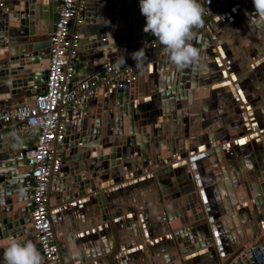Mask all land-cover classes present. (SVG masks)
<instances>
[{"label": "crops", "instance_id": "obj_1", "mask_svg": "<svg viewBox=\"0 0 264 264\" xmlns=\"http://www.w3.org/2000/svg\"><path fill=\"white\" fill-rule=\"evenodd\" d=\"M254 19L256 17L253 5L247 9L228 6L207 19L204 28L196 34V38L200 36V42L195 47L201 50L202 55L198 65L189 66V84H183L182 90L174 89L173 94L166 95V90L161 91L166 89L165 77L174 81L177 71L168 56L158 60L163 48L144 59L145 65L143 63V70L136 80L137 95L143 91L137 99L141 104V112L136 113L138 120L136 122H141L140 115L146 116V120L156 126L165 145L167 132L173 133L174 142L178 138L185 141V148L184 150L179 148L178 145H182L181 141L173 145L172 136L168 138L167 141L171 142L168 141L167 144L170 143L172 149L182 153L163 164L161 161L157 162L158 159L155 160L157 156L152 157L153 154L162 153L160 151L163 147L162 142H157V148H152L150 140L147 141L146 146L150 147L151 152L150 163L152 162L150 173L145 172L141 166L136 169L139 162L134 165L131 161L133 175L136 171H140L141 174L128 178L125 177L126 171L122 169L120 173L122 180L118 183L121 187L110 194L111 207L105 202L107 211L104 209L101 211L98 202L95 201L87 205L88 207L72 210L69 215L62 218L68 234H84L74 243L80 244L78 250L86 255L87 263L89 261V264H177L176 259H185L189 264H202L204 260L211 261L212 257H208L205 251L213 248V258L222 252L219 264H223L225 259L234 255L233 247L236 245L238 249L251 236V228L246 227L251 225L257 230V220H260V216L264 217V201L261 206L263 211L260 213L254 205L256 191L264 200V26L257 27ZM194 65L200 70L197 83V77H193L196 75L193 73ZM163 67L166 71H163ZM201 79L203 83H200ZM179 82L178 80V84ZM110 93L114 94L115 90ZM25 99L22 95L16 96L12 102ZM113 102L112 99L108 101L109 104ZM95 103L96 100L79 104L83 109V118L79 119L82 120V129L87 130L93 125ZM86 110L88 113L92 110L91 117L84 115L87 113ZM105 113L107 111H104L103 115ZM175 114L183 116V120L179 122L173 120ZM126 118L123 120V126L127 130ZM102 122L103 120L100 122L101 126ZM107 122L108 118L104 123ZM73 124L75 128L78 126L77 118H74ZM106 126L102 128V132L106 131ZM144 126L149 127L148 123ZM15 127V124L0 127V138L7 141L8 149L20 148V140L17 145L8 140L15 134L13 132ZM212 134L215 138L214 143H221L214 147L217 148V152L214 156H206V152L197 164H194L193 169L189 154L202 148L204 142L208 147L214 146L210 137ZM113 137H109L108 140ZM240 138L245 140L243 145L237 143ZM144 151L148 153L145 149ZM166 168L167 170H164ZM108 180L110 179H106ZM189 182L192 184L189 187L195 190V193L203 192L201 195L204 194L205 201L213 203L208 213H214L216 217L211 224L216 233L218 232L217 239L220 244L218 246L212 243L210 246L194 249L200 240L207 239L208 230L210 233L211 224L208 222L207 213L203 219L184 224L180 221H185L177 215L175 220L178 219V223L173 227L165 225L161 218L159 212H167L165 207L171 214H175V210L179 212L183 206L182 199L186 197L183 189ZM169 198L172 200L170 203ZM5 199L6 197L0 198L1 202ZM176 201L181 206L174 208L173 203ZM105 213L109 214V220H102ZM68 216L71 219L70 226L66 223ZM174 232L180 239L179 245L176 243ZM263 234V231L259 232V236L254 240L258 245L264 242ZM63 242L64 249L68 250L66 241ZM249 244L251 242H248L247 246ZM191 247L194 250L189 251ZM180 250L186 252L180 254ZM173 256L176 258L175 261L170 260Z\"/></svg>", "mask_w": 264, "mask_h": 264}, {"label": "water", "instance_id": "obj_2", "mask_svg": "<svg viewBox=\"0 0 264 264\" xmlns=\"http://www.w3.org/2000/svg\"><path fill=\"white\" fill-rule=\"evenodd\" d=\"M60 1L7 0L6 10L3 11L0 7V111L6 104L12 102L16 96L22 95L27 99H31L44 90L50 58L49 37L55 28L57 8ZM199 2L200 0H198ZM84 14L83 24L78 29L80 49L74 58L73 81L84 80L88 75L98 70L103 63L111 62L116 57L124 56L142 42L154 38L151 33L143 31L146 20L140 12L139 0H87ZM199 42L200 36L197 38L195 36L190 41L194 47ZM164 57H167V54L163 49L158 56V60L160 61ZM189 68V66L185 67L181 72L180 90H182L183 84L188 83ZM83 69H85L84 72ZM136 84V82H133L116 90L115 95L99 89L96 94L82 99L79 104L91 103L96 100L93 107L95 113L94 123L88 130L82 129V120L79 119L83 118V109L79 104L73 106L67 112V119L64 125L66 139L61 147L64 166L52 178L49 203L56 240L59 246H62L61 256L64 264H86L87 257L72 246L78 243L71 242V237L79 240L84 234H78V236L68 234L69 231L65 230L62 218L69 215L72 210L78 207L81 209L88 207L87 205L93 204L95 201L98 202L101 211L103 209L107 211L105 205L108 203L109 207H111L109 204L110 194L121 187L118 183L122 180L120 178L122 169L126 171L125 177L128 178L141 174L140 171H136L133 175L130 168L131 161L134 165L137 161H140L141 164H138L136 169H139L140 166L142 168L143 164L145 170L142 169L145 172H151L146 165L151 161L150 147L147 146L145 150L148 153H146L143 151L144 146L141 142L142 136L146 135L144 132L147 126L144 125L148 123L151 136L152 130L156 126L146 120V116L142 115L139 116L141 124L136 122L138 121L136 113L141 112V104L139 102L133 103V100L138 97ZM111 99L114 102L111 106H108V101ZM104 111H107L108 122L101 126L100 122ZM86 112L84 113L86 117L92 115L91 110V113H88L87 110ZM126 115L128 117V128L124 133L122 121ZM175 115L173 120L179 122L181 116ZM74 118L78 120L76 128L73 124ZM255 118L258 119L256 116ZM168 119L170 118L168 117ZM203 119L205 118L203 117ZM253 119L251 116V120ZM106 125V131L104 132L103 130L102 132V128ZM37 133L38 130H31L27 135L14 134L8 139L13 142V145H17L20 140V148L17 150H14V147L8 149L7 143L0 139V194L1 196L7 195L6 197L9 198L5 199L6 205L0 209V264H2L1 262L4 264L3 250L8 240L12 237L23 241L34 240L35 242H33L39 250L37 234L33 231L29 220V213L33 209L31 169L23 157L27 151L33 149ZM101 135L107 138L104 139ZM113 136V139L117 140L112 143L113 139L108 140V138ZM239 141L244 142L238 143ZM238 142L239 145H243L245 140L240 138ZM150 146L157 148L154 140H151ZM76 147L79 148L77 149ZM97 147L101 149L96 150ZM81 148L83 150L92 148L93 150L90 154L88 152L82 154L80 152ZM90 155L91 157L95 156V160L91 163L86 160ZM152 157H155V155ZM198 159H200L199 156L189 159L193 169H195L193 160H196L197 163ZM68 163H71L69 171L74 176L71 179L66 178V180H63L62 173L68 169ZM92 171L96 173H91ZM100 178L102 181H100ZM106 179L110 180L106 181ZM190 184V182L187 183V187L183 189L187 195L184 199V208L185 210H191V216L184 220L185 223L203 219L204 214L207 213L208 222L211 224L216 218L214 213H208L209 209H212L213 203L205 201L204 194L201 195L203 192L195 193V190L189 188ZM86 189L90 190V194L85 192ZM191 190L193 191L191 192ZM189 192L191 194L188 196ZM257 193L259 192L256 191L254 205L257 207V211L259 210L258 213H260L262 212L261 206L264 200ZM184 208L181 211L183 213H185ZM165 209L167 212H163L165 215L164 223L173 227L175 223H178L175 218L180 212L175 215L171 214L168 208L165 207ZM109 217V214L105 213L102 220H109ZM259 219L257 220V230L251 225L245 226L246 228H251V236L248 237L247 243L254 242L255 238L259 236V232H264V217L260 216ZM180 223L184 224L181 221ZM212 225L209 227L210 233L208 230L207 239L200 241L199 245H196L194 249L210 246L212 243H216L218 246V234ZM64 233L68 234L66 237L67 243L71 245L68 251L63 246L62 236ZM29 235H32V237L27 238ZM174 236L177 245H179L180 239L177 233L174 232ZM246 242H243L244 244L238 249L235 245L233 247L235 249L234 255L225 259L223 264H264V242L262 241L257 246L256 251L246 250L240 255L238 250L247 246ZM194 249L191 247L189 251ZM212 249L205 251L208 253L206 254L208 257H212L211 261L207 259L202 264L220 263L219 258L222 252H219V257L214 256L213 258ZM66 251L71 256L72 260L70 263L67 260ZM179 252L183 254L186 251L180 250ZM177 264L189 263L187 260L182 259L178 260Z\"/></svg>", "mask_w": 264, "mask_h": 264}, {"label": "built area", "instance_id": "obj_3", "mask_svg": "<svg viewBox=\"0 0 264 264\" xmlns=\"http://www.w3.org/2000/svg\"><path fill=\"white\" fill-rule=\"evenodd\" d=\"M6 1L0 0L3 11L6 10ZM86 3L87 0L60 1L55 28L49 37L50 58L44 90L31 99L12 102L0 111V127L15 124L13 132L20 135L38 130L33 149L23 157L31 169L33 209L29 213V220L37 233L44 264H64L49 203L52 178L61 171L63 165L61 147L66 139L64 125L67 112L82 99L96 94L99 89L110 93L136 82L138 74L143 70L144 59L163 48L154 37L142 42L126 55L103 63L84 80L73 81L74 58L80 49L78 29L84 21ZM199 4L204 9L203 24L228 6L247 9L253 5L252 0H200ZM200 28L193 29V38ZM257 243L251 242L241 248L239 254L246 250L256 251Z\"/></svg>", "mask_w": 264, "mask_h": 264}, {"label": "clouds", "instance_id": "obj_4", "mask_svg": "<svg viewBox=\"0 0 264 264\" xmlns=\"http://www.w3.org/2000/svg\"><path fill=\"white\" fill-rule=\"evenodd\" d=\"M254 23L264 26V0H252ZM145 17L143 31L151 33L163 46L169 61L182 70L200 60L199 50L192 46L193 29L203 24V7L198 0H139ZM4 264H44V259L31 241L12 237L3 250Z\"/></svg>", "mask_w": 264, "mask_h": 264}, {"label": "bare ground", "instance_id": "obj_5", "mask_svg": "<svg viewBox=\"0 0 264 264\" xmlns=\"http://www.w3.org/2000/svg\"><path fill=\"white\" fill-rule=\"evenodd\" d=\"M257 27H258V25H256ZM235 40V39H234ZM248 41H246V43H247ZM248 44V43H247ZM250 44V43H249ZM208 46V45H207ZM250 46V45H249ZM199 50V52L201 51L200 49H198ZM246 50H247V47H246ZM247 52V51H246ZM250 52V51H249ZM249 52H247V53H249ZM201 53V52H200ZM202 53H205V52H202ZM255 53V52H254ZM202 55L200 54V57H201ZM245 56V55H244ZM250 56V55H249ZM225 58V57H224ZM162 64V63H161ZM164 64H166L165 62H164ZM229 64V63H228ZM198 65V64H197ZM204 65V64H203ZM165 66V65H164ZM198 68V66H196V65H194V71H193V73L195 72L196 73V76L195 77H197V80H196V83L198 82V77H199V72H200V70H198L197 69ZM190 69V68H189ZM202 71V70H201ZM179 72L181 73V70H179V71H176V73H175V77L176 78H174V81H171V79L170 78H166L165 77V82H167L166 84V89L164 88V90L162 89H160L161 91H165L166 92V95H170L171 93L173 94V90L174 89H176V90H180V83L178 84V80L180 81V77H181V74H179ZM152 73V72H151ZM168 74V73H167ZM171 75V74H170ZM193 75V74H192ZM173 76V75H172ZM171 77V76H170ZM168 79H170V80H168ZM193 79V78H192ZM203 79H201L200 80V83L202 82L203 83V81H202ZM152 81V80H151ZM210 81V80H209ZM164 82V83H165ZM192 83H193V81H192ZM205 83V82H204ZM163 84V83H162ZM189 84V83H188ZM206 84V83H205ZM157 85H161V84H157ZM165 85V84H164ZM177 85H179V86H177ZM150 86H152V85H150ZM192 86L194 87L195 85H193L192 84ZM192 86H191V88H192ZM159 88V87H158ZM141 89V88H140ZM143 92V91H142ZM142 92H139L138 93V95L137 96H140L141 94H142ZM241 95H242V93H240ZM185 95H186V93H185ZM144 97L146 96V95H143ZM189 96H191V92H189ZM198 96V95H197ZM142 97V96H141ZM175 97V96H174ZM173 97V98H174ZM177 97V96H176ZM143 98V97H142ZM184 98V97H183ZM137 99H138V97H137ZM137 99H134L133 101V103H136L137 102ZM140 99V98H139ZM189 102H190V100H189ZM110 105H112V104H109V106ZM88 108V107H87ZM91 108V107H90ZM95 108H96V106H95ZM92 109V108H91ZM92 111V110H91ZM182 115H183V112H182ZM184 115H186V114H184ZM180 116V115H179ZM89 117H91V116H89ZM127 117V116H126ZM91 119V118H90ZM107 119V113H105L104 115H103V124H105L104 123V121ZM126 120H127V123H128V117L126 118ZM180 120H183V116H181V118H180ZM84 122V121H83ZM86 122H87V120H86ZM89 123V122H88ZM87 124V123H86ZM125 124V123H124ZM83 125V124H82ZM88 125V124H87ZM107 127V126H106ZM90 128V127H89ZM86 129V128H85ZM122 129H123V131H124V133L126 132V128H124V126H123V121H122ZM144 133H146V135H144V136H142V145L144 146V149H146L147 148V146H146V142L147 141H149L150 140V138H152L151 140H154V143L157 145V142H162V144H163V147L161 148L162 150H160V151H162V153H160V155H156V154H153V156L155 155V157L157 156V162H159V161H161L163 164H165L166 162H168V161H171L172 160V158L174 157H179V155H177L176 154V151H174L173 149H172V147H171V145L170 144H167L166 143V145H165V141H163L162 140V136H160V134H159V132H157V130H156V128H154L153 130H152V136H151V130H150V127H148V128H146V131L144 132ZM258 133V132H257ZM104 139H106L107 137H105V136H103V135H101ZM213 136H214V134H212V135H210V137H211V139H212V143H214L215 141H214V139L215 138H213ZM145 137H146V139H145ZM114 138V137H113ZM109 139V138H108ZM116 140L117 139H113L112 140V143L113 142H116ZM151 140H150V142L149 143H151ZM181 141V140H180ZM7 142V141H6ZM5 142V143H6ZM9 142H10V140H9ZM182 142V145H178L179 146V148L181 149H183L184 150V148H185V141H181ZM13 143V142H12ZM8 144V143H7ZM153 144V143H152ZM221 143L220 142H218V143H214V146H209L208 147V145H206L205 144V142L204 143H202V148H200L201 150H199V151H196V152H192V154H189V157H190V159H191V157H192V159H194V158H196L197 156H199L200 158L206 153V156H214L215 155V153L217 152V148H214V147H218L219 145H220ZM160 147V146H159ZM76 148H78V147H76ZM163 148H164V150H163ZM212 148H214V149H212ZM91 149V150H90ZM90 149H88V150H83V148H81V153L82 154H86L87 152L90 154V152L93 150L92 148H90ZM98 149H101L100 147H97V149L96 150H98ZM144 149H143V151H144ZM182 152H180V154H181ZM95 157V156H94ZM94 157H91V155H90V157L89 158H86V160H90V163L91 162H93L94 160H95V158ZM141 159V158H140ZM92 160V161H91ZM198 160H200V159H198ZM139 162V165H140V161H138ZM193 162H194V164L196 163V160H193ZM150 163V162H149ZM69 164V163H68ZM151 164H152V162L150 163V165L147 163L146 165H147V168H150V170H152V168H151ZM197 164V163H196ZM95 165H97V163H95ZM71 166V163L69 164V166H68V169L66 170V172H63L62 173V179L63 180H66V178H70L71 179V177L72 176H74V175H72L73 173L72 172H70L69 171V167ZM143 164H142V168H143ZM13 168H15V167H13ZM17 168V167H16ZM144 169V168H143ZM136 170V169H135ZM145 170V169H144ZM164 170H167V168L166 169H164ZM91 173H96V172H94V171H92ZM61 176V175H60ZM148 178H149V175L147 176ZM95 179H97V178H95ZM95 179H94V181H95ZM100 181H102V179L100 178ZM103 183V182H102ZM236 184H237V182H236ZM191 187V186H190ZM189 187V188H190ZM193 190H191V192H192ZM86 193H89L90 194V190L89 189H86V191H85ZM191 192H189V194H188V196L191 194ZM241 193V192H240ZM252 194V193H251ZM7 195H2L1 196V194H0V198L1 197H3V198H5ZM167 197V196H166ZM186 197H187V195H186ZM185 197V198H186ZM11 198V197H10ZM185 198H183L182 199V204H183V206L180 208V210H179V212H180V214L178 213L177 214V211L175 210V209H172L173 211L175 210V215L177 214L179 217H181L183 220H185V219H187L188 217H189V213H190V210H185V208H184V199ZM6 199H8L7 197H6ZM2 200H0V209L3 207V206H5L6 205V203H5V200H3L4 202H1ZM27 201V200H26ZM168 201H169V203H170V201H172L171 200V198H169L168 199ZM174 202V201H173ZM173 205H174V208L175 207H180L181 206V204L180 203H178L177 201L175 202V203H173ZM172 208H173V206H172ZM182 208H184V210H185V213H183V212H181L182 211ZM263 208V207H262ZM172 210H171V212H172ZM262 210V209H261ZM263 211V210H262ZM161 212L162 211H160L159 213H160V215H162V220H164V218H165V215L163 214V212H162V214H161ZM160 215H159V217H160ZM177 215H176V217H177ZM70 216H68V220H67V224L70 226L71 224H70V222H71V219L69 218ZM184 217V218H183ZM178 220V219H177ZM176 222V221H175ZM244 222V221H243ZM185 223V222H184ZM239 223V222H238ZM161 224H162V222H161ZM79 225H80V223H79ZM158 225V224H157ZM249 226V225H248ZM215 229V228H214ZM81 230V229H80ZM34 231V230H33ZM35 233H36V231H34ZM80 232V231H79ZM218 233V232H217ZM37 234V233H36ZM73 235V234H72ZM32 237V235H29V236H27V238L28 237ZM73 236H78L77 234H74ZM66 237H67V235H65V233L63 234V236H62V238L66 241V244H67V239H66ZM26 238V237H25ZM37 238V237H36ZM195 238V237H194ZM77 239V238H76ZM63 240V241H64ZM78 240V239H77ZM77 240H75V238L74 237H71V242L73 241H77ZM34 241V240H33ZM32 240H31V242H33ZM201 241V240H200ZM35 242V241H34ZM33 242V243H34ZM37 244H38V240H37ZM69 245V244H68ZM39 246V245H38ZM71 246V245H70ZM74 248H75V244L74 245H72ZM170 249V248H169ZM67 257V260L69 261V263H70V259H71V257L70 258H68V256H66ZM169 257V256H168ZM167 259V258H166ZM169 259V258H168ZM175 257L173 256L172 257V259H170L171 261H175ZM195 259H196V257H195ZM198 259V258H197ZM72 260V259H71ZM176 263L178 262V260L176 259V261H175ZM198 262V261H197ZM2 264H3V262H1ZM196 263V262H195ZM86 264H89V261H88V263H86Z\"/></svg>", "mask_w": 264, "mask_h": 264}, {"label": "rangeland", "instance_id": "obj_6", "mask_svg": "<svg viewBox=\"0 0 264 264\" xmlns=\"http://www.w3.org/2000/svg\"><path fill=\"white\" fill-rule=\"evenodd\" d=\"M205 23H206V22H205ZM205 23H204V24H205ZM204 24L201 26V28L199 29V31L202 30V29L204 28V27H203ZM163 66H164V64H163ZM162 69H163V71H166V69H165L164 67H163ZM108 106H109V105H108ZM208 123H210V122H208ZM191 126H192V125H191ZM193 126H194V122H193ZM88 129H89V128H88ZM88 129H87V130H88ZM169 135H170V136H169ZM171 136H172V143H173V145H176V144H175L176 142H178V144H179V141H180L179 138H178L177 140L175 139V142H174V135H173V133L169 134V133L166 132L165 138H167V139L169 138V139H170ZM200 137L203 138V135H201ZM176 138H177V137H176ZM167 139H165L167 143H168V141L171 142L170 140L167 141ZM169 144H170V143H169ZM178 144H177V145H178ZM170 145H171V144H170ZM171 147H172V145H171ZM173 150L177 152V155L180 154V152L177 151V150H175L174 148H173ZM198 150H200V149H198ZM198 150H197V151H198ZM187 152H189V151H187ZM189 153H190V152H189ZM154 162H155V161H154ZM162 166H164V165H162ZM67 229L69 230L68 227H67ZM76 240H77V239H76ZM79 245H80L79 243H78V244H75V249H76V250L80 249ZM66 246H67V248H71V246L68 245V243L66 244ZM67 251H68V250H67ZM67 251H66L65 254H66V256H68V258H70V254H69ZM83 251H86V250L83 249ZM70 262H71V259H70Z\"/></svg>", "mask_w": 264, "mask_h": 264}, {"label": "snow or ice", "instance_id": "obj_7", "mask_svg": "<svg viewBox=\"0 0 264 264\" xmlns=\"http://www.w3.org/2000/svg\"><path fill=\"white\" fill-rule=\"evenodd\" d=\"M234 79H235V77H234ZM244 141H239L238 143H243Z\"/></svg>", "mask_w": 264, "mask_h": 264}]
</instances>
